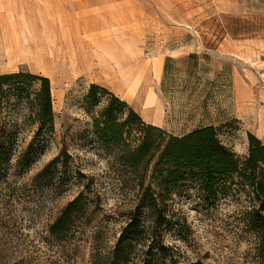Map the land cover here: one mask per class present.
Wrapping results in <instances>:
<instances>
[{
    "label": "rangeland",
    "instance_id": "1",
    "mask_svg": "<svg viewBox=\"0 0 264 264\" xmlns=\"http://www.w3.org/2000/svg\"><path fill=\"white\" fill-rule=\"evenodd\" d=\"M18 72L49 79L53 123L37 135L23 100L0 101V264H101L134 209L131 177L92 132L90 84L168 134L213 126L239 156L249 135L264 144V0H0V74ZM168 191L159 264H256L236 177ZM145 250L134 241L119 264Z\"/></svg>",
    "mask_w": 264,
    "mask_h": 264
},
{
    "label": "trees",
    "instance_id": "2",
    "mask_svg": "<svg viewBox=\"0 0 264 264\" xmlns=\"http://www.w3.org/2000/svg\"><path fill=\"white\" fill-rule=\"evenodd\" d=\"M34 80L38 87L33 95H22L26 90L22 85ZM9 94L16 95L29 108V116L37 124V135L52 127L48 78L21 72L0 74V101L6 102ZM83 99L96 139L112 149L114 162L125 169L133 182L130 190L134 193L135 207L127 212L111 249L106 253L97 250L101 264L124 262V250L134 241L147 248L143 251L142 264H159V254L165 250L163 224L169 222L168 190L189 180L200 190L213 191L221 177L239 180V188L247 199L245 221L256 237V264H263L264 144L259 139L249 135L247 153L239 156L221 143L213 126L196 128L182 135L168 134L142 121L125 101L97 84L89 85ZM149 172L157 180L155 186L145 185ZM76 201H70L50 224L51 233L64 231L70 206ZM192 264L203 263L196 260Z\"/></svg>",
    "mask_w": 264,
    "mask_h": 264
},
{
    "label": "crops",
    "instance_id": "3",
    "mask_svg": "<svg viewBox=\"0 0 264 264\" xmlns=\"http://www.w3.org/2000/svg\"><path fill=\"white\" fill-rule=\"evenodd\" d=\"M162 59H163V56H161V55H159V54H154V55L152 56L153 64H154V66L157 68V70H158V68L160 69V64H161V62H162Z\"/></svg>",
    "mask_w": 264,
    "mask_h": 264
}]
</instances>
